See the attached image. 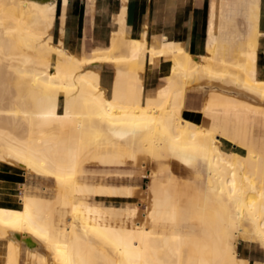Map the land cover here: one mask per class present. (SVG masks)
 Returning <instances> with one entry per match:
<instances>
[{"label":"bare ground","instance_id":"bare-ground-1","mask_svg":"<svg viewBox=\"0 0 264 264\" xmlns=\"http://www.w3.org/2000/svg\"><path fill=\"white\" fill-rule=\"evenodd\" d=\"M243 2L248 12L236 13L241 0H234V11L223 15L219 33L207 37L210 55L197 61L173 45L154 50L138 41L118 40L124 39L123 32H117L115 40L111 37L105 50H93L86 57L72 55L52 43L57 0H0V131L8 132H0V166L50 179L56 189L54 199L13 198L18 206L5 204L0 195L1 239L8 244L5 264H18L20 250L32 260L39 259L41 248L51 264H89L83 246L89 251L101 248L110 264H246L236 251L239 238L257 243L264 251V134L255 141L248 120L250 113L260 115L264 125V109L259 112L238 99L245 92L263 102L264 81L257 78L255 66L257 0ZM238 17L246 22L244 33L236 29ZM230 24L232 31L226 29ZM57 55L62 64L50 61ZM147 55L150 61L169 56L172 67L164 79L166 87L155 99L143 100L138 72ZM105 62L116 69L109 96L99 85L98 72ZM201 80L230 83L239 90L231 98L215 89L205 91L222 103L215 108L206 101L204 124L197 125L183 119L181 110L185 91ZM237 148L244 154L234 152ZM86 155L103 166L122 167L128 161L137 165L146 157L159 167L172 160L194 171L203 185L204 204L195 216L201 223L200 236L185 235L181 231L185 227L167 222L178 216L167 207L169 192L164 193V184L173 181L168 165L166 182L162 175L148 174L147 217L153 226L149 228L134 219L129 223L128 218H137L135 208L98 207L87 201L88 197L131 198L134 189L81 184ZM52 202L58 205V219L51 224L55 229L51 234L47 215ZM206 207L212 215L205 219ZM24 226L43 236L44 244L37 243L32 231L24 232ZM181 242L189 245L185 256Z\"/></svg>","mask_w":264,"mask_h":264},{"label":"crops","instance_id":"crops-1","mask_svg":"<svg viewBox=\"0 0 264 264\" xmlns=\"http://www.w3.org/2000/svg\"><path fill=\"white\" fill-rule=\"evenodd\" d=\"M101 1L57 0L53 45L60 44L63 50L72 55L89 56L93 50L109 48L111 46L110 42L112 43L110 38L112 37L115 40L119 36L118 33L123 32L122 35L125 40L144 43L146 49L159 50L165 47V44L173 45L176 48L183 49L191 58L195 56L193 57L194 60L198 61L199 57L200 61L202 57L210 55L208 43L206 42H208L210 35L219 33L223 15L234 11V0ZM243 1L246 2V0H241V3L236 7V13L242 15L247 13L249 8L248 4ZM256 9L258 12L256 22L258 37L255 66L257 78L264 81V35H262L264 34V0H257ZM243 21L242 17H238L236 22V29L242 33H244L243 30L247 29L246 22ZM232 25H228L226 29L232 31ZM163 56L150 61L149 55H147L142 68L138 72L143 100L155 99L159 91L166 87L164 79L169 77L171 73L172 62L169 56ZM115 71L116 69L112 63L105 62L98 72L99 81L101 80L99 85L106 90L107 96L111 93L116 75ZM193 88L186 90L183 95L181 116L183 119L197 125H203L205 120L202 113V108H204L206 102L205 91L220 89L218 91L233 93L229 90L230 86H226V90H221L219 83L216 81L201 80ZM23 178L24 173L19 172L18 169L4 165L0 166V195L3 196L5 204L15 203L13 198L17 196L14 195V192L23 185ZM244 256L249 264L260 259L257 251L251 248L247 249Z\"/></svg>","mask_w":264,"mask_h":264},{"label":"rangeland","instance_id":"rangeland-1","mask_svg":"<svg viewBox=\"0 0 264 264\" xmlns=\"http://www.w3.org/2000/svg\"><path fill=\"white\" fill-rule=\"evenodd\" d=\"M118 40L125 41V42L127 41L125 39H118ZM121 47L122 46H119L120 49H122ZM114 52L115 53H113V55L117 56L118 53L116 52V50ZM121 52L123 53L124 51L122 50ZM119 55H122V54L119 53ZM82 57H86V56H82ZM53 58L54 59H50V61L53 62L54 64H62L63 63L62 60L60 58H58V55L53 56ZM218 68H220V67H218ZM221 70H223V69H221ZM226 70L228 72L233 71V70L232 71L228 70V68H226ZM248 70H249V68H248ZM235 71H238L236 73H238L240 75L242 74L241 76L246 77L245 73L244 74L239 73L238 69H235ZM240 72H242V70ZM248 72H250V70ZM219 86L221 87V90H226V88H225L226 86H230V89H232V91H230V92H233V93H227L226 95H224V97L226 96L225 98H228V97L231 98L232 95L235 94L234 91L239 90L237 87L231 85L230 83H226V82L219 83ZM218 90H220V89H218ZM11 92H14V91L12 90ZM240 95L241 96H238V99L245 102L246 105L248 104L247 105L248 107H254V110H257V111L259 110V112H263L264 101L262 102L261 100H259L258 98L254 97V96H249L245 92H242ZM222 97H223V95H222ZM206 101L211 102L215 108H219L220 103H222L221 100L216 99V98H210L208 96H206ZM256 106H259L260 109L256 108ZM260 110H262V111H260ZM249 116L252 117L253 119L257 118L256 123ZM249 116H248L249 117L248 120H249L251 125L253 124L252 125L253 128H251V130L253 131L252 133H253L254 140L257 142H260L261 137L264 134V125L262 124V119H261L260 115H253L250 113ZM3 130L5 131V133L7 132V128L1 129V131H3ZM4 131L2 132L3 134H4ZM263 137H262V139H263ZM2 149H3V145L0 144V151ZM232 151H234V150L232 149ZM236 151L241 153V154H244V152L242 150H240L239 148H237L234 152H236ZM142 156L143 155H141L139 157V159ZM85 157H86L85 159L87 161L89 159V162H87V161L85 162L86 165L83 168L84 173L81 177H79V182L81 184L93 185L95 187H96V185H98L97 187H99V186L132 187L134 189V195L131 198H127V199L126 198H124V199H120V198L110 199V198H108L107 199V198H101V197H96V198L88 197L87 201L90 204L98 206V207L108 206V207H118V208H123V207L124 208H135L138 211L137 218L131 217V218H128L131 220V221L129 220L130 222L127 219H124V221L125 222L127 221L126 223H128V222L131 223L132 220L134 219L133 222L136 221V223H140V224L144 223L147 227L150 226L149 228H152L153 226L150 223L149 218L147 217L148 216L147 213H149V211L151 209V202H150L151 194L149 192V188L151 186L150 185L151 183H150V178L148 177V174H150L151 176H153L154 174H155V176L160 175L159 177L163 176V182H166V180H165L167 177L166 175H168L166 172L167 171L166 165H168L169 170L172 172V175H171L172 177H170V179L173 181H170L171 182L170 184L169 183L164 184V186L167 188V189H164V193L166 195V193L169 192V194L167 193V196L169 195V204H168L169 206H167V207L173 209L175 216L176 215H178V216H176V217L174 216L175 217L174 219L172 218V220H168L167 222H169V224L170 223L178 224V225H180L179 227H185L181 230L182 232H185L184 233L185 235L193 236V237L200 236L199 228H200L201 223H200L199 219L196 217H198V215H197L198 212L200 213V206H202L204 204L203 200H202V195H201L202 194L201 190H203V188H202L203 185H200V182L194 176L195 175L194 171L180 165L179 163H177L175 161L172 162V160H170L169 164H168V162H165L164 163L165 166L163 165V167H159L152 160H150L148 162V160H146L147 158L143 157L144 159L143 158L140 159V161L143 159L142 162L138 163L137 165H134L128 161L125 166H122V167L113 166L112 167V166L101 165L98 160L93 159V158L91 159L89 155H86ZM4 166L11 167L8 165H4ZM162 169H164L165 171ZM18 171L24 173L23 170L18 169ZM22 184L23 185L20 186V189H18L14 192V195L17 196L15 198V201H17V199L19 197H22L23 195H32V196L34 195V196L46 198V199H54L56 197L55 185H54L53 181L50 179H43V178H40V177H37V176H34L32 174L25 172ZM196 189L198 192L196 191ZM11 206H18V203L15 202L14 204H11ZM172 206H173V208H172ZM198 206H199V208H198ZM57 207H58V205L55 202H52L49 205V212H48L49 215H47V216H49V217L51 216V217L50 218L48 217L47 222L50 224L51 230H49V233L51 232V234L55 232V229H54L53 225L51 226V224H54V222H57V219H58L57 214H56ZM197 208H198V210H197ZM204 209H203V211H206L204 213L207 215L205 217V219L210 218V215H212L211 214L212 211H210L211 209H209L207 207H206L207 210L206 209L204 210ZM176 212H177V214H176ZM53 217L56 221L53 219ZM174 221H176V222H174ZM187 225H189V226H187ZM216 225L219 226L220 223L216 222ZM65 227H67V225ZM23 228H24L23 229L24 232H27V234L31 235L33 232V238L35 237L34 238L35 240L38 239V241H40L37 243L44 244V241H43L44 237L41 236L38 232H34V231L30 230L27 226H24ZM192 229H194L196 231L192 232L193 231ZM52 231H54V232H52ZM0 232H1L0 233V264H5L6 259H7L6 256H7V252H8L7 251L8 244H7V241L1 239L3 232L2 231H0ZM232 235L233 234L230 233V235H229L230 238L228 240L230 250H232L233 246H234L233 240H232L234 236L232 237ZM202 237L203 236H201V238ZM206 237H208V240H209L208 243H211V239L213 238L212 233L211 232L207 233ZM34 239H33V242H35ZM41 240L43 241V243L41 242ZM45 243H46V241H45ZM182 243L184 244V242L180 243L182 255L185 256L189 252V249H187V248H189V245L187 247V242H185L184 245ZM209 245L212 246L211 244H209ZM83 247L84 248H82L83 249L82 253L83 254L86 253L84 255L86 256L89 264H110V262H108L106 259V255H104L101 252V248H98L99 251H97V250L96 251L95 250L89 251V249H87V247H85V246H83ZM190 248H191V246H190ZM249 248L257 251L258 256L260 258L259 261L255 262V263H251V264H264V251H263V249L257 243L244 242L239 238V240L237 241V244H236V251L246 261V264H249V263H248V261L244 255H245V252L247 251V249H249ZM93 251L96 253H94ZM98 253H102V255L101 254L100 255L105 256V257L102 258ZM37 254H38L37 258H39V259L32 260L28 256H26V254L22 250H20L18 253V264H29V263L32 264V261H34V263H36V264L38 262L40 264H51V257L48 255V253H46V251L44 249H42V248L39 249ZM40 256H41V258L43 256V260L40 258ZM94 257H96V258L94 259ZM103 259H106V260L104 261ZM35 260L36 261L39 260V261L36 262Z\"/></svg>","mask_w":264,"mask_h":264}]
</instances>
